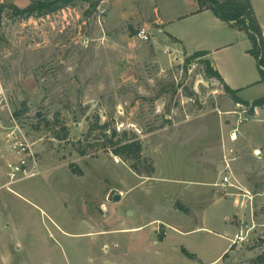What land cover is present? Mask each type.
I'll return each instance as SVG.
<instances>
[{
    "label": "rangeland",
    "instance_id": "1",
    "mask_svg": "<svg viewBox=\"0 0 264 264\" xmlns=\"http://www.w3.org/2000/svg\"><path fill=\"white\" fill-rule=\"evenodd\" d=\"M30 3L0 0V186L22 154L38 160L35 176L0 188V264H160L136 245L134 227L147 223L152 233L156 208L173 203V192H197L221 174L236 185L220 191L238 208L231 222L248 236L229 264H264V106L251 113L202 59H188L214 44L193 30L195 19L161 22L187 15L188 0H76L30 15L13 8ZM173 31L192 54L176 52ZM212 59L244 64L235 46ZM247 67L238 94L252 103L264 97V80L256 63ZM132 141L143 146L139 159L115 154ZM133 164L154 172L140 175ZM113 189L126 194L109 201Z\"/></svg>",
    "mask_w": 264,
    "mask_h": 264
},
{
    "label": "crops",
    "instance_id": "2",
    "mask_svg": "<svg viewBox=\"0 0 264 264\" xmlns=\"http://www.w3.org/2000/svg\"><path fill=\"white\" fill-rule=\"evenodd\" d=\"M252 4L264 34V0H252ZM187 7L191 10L187 15H179L177 19L162 17L161 22L168 25L184 18L195 19L194 22L199 28L194 26L193 30L197 33L204 31L203 35L206 36L204 42L207 44L214 42L213 45L203 46L204 50L209 52L208 58L213 66L229 86L240 90L243 87L240 79L248 70L245 65L249 67L255 63L257 65V59L249 52L252 42L247 32L223 21L211 9L198 11V0H188ZM156 23L158 30L168 33L162 24ZM178 36L173 31V38H170L180 46L176 52L192 54L182 46L183 42ZM234 46L242 50L244 60L242 66L238 67L234 60L216 63L212 59L217 50ZM222 178L221 174L213 179L199 181L202 188L197 192L190 188L187 192L185 190L186 193L173 192V203L169 201L168 207L158 205L156 208L155 215L149 222L154 226L152 233L144 231L147 223L134 227L141 229L136 232V245L143 250L157 253L161 257L160 264H229V256L241 253L243 245L233 246L232 239L240 230V226L231 222V215L239 214V211L234 200L226 199L220 193V191L224 193L226 187L221 184ZM120 192L122 198L126 192ZM179 200L185 204V208L176 205ZM160 228L163 232L159 230Z\"/></svg>",
    "mask_w": 264,
    "mask_h": 264
},
{
    "label": "trees",
    "instance_id": "3",
    "mask_svg": "<svg viewBox=\"0 0 264 264\" xmlns=\"http://www.w3.org/2000/svg\"><path fill=\"white\" fill-rule=\"evenodd\" d=\"M74 1L76 0H31V3L26 8L12 7L18 14L52 13L60 7L70 5ZM198 3V11L211 9L223 21L247 32L252 42V48L249 52L257 59V65L264 80V34L254 10L252 0H198ZM207 55V51H197L188 59H202L206 67L207 75L219 80L223 84L225 91L236 103L250 106L251 113H254L256 107L264 106V97L256 99L252 103L242 99L238 94V90L233 89L225 82L223 76L213 66L210 59L207 58ZM102 127H106V124L102 125ZM142 147L139 141L125 142L123 144L120 142L114 152L116 155L123 156L126 159H139L141 157ZM132 169L140 175L150 177L154 172L153 166H151V170L147 174H144L136 164L132 165ZM263 258L264 252L258 256V259Z\"/></svg>",
    "mask_w": 264,
    "mask_h": 264
},
{
    "label": "built area",
    "instance_id": "4",
    "mask_svg": "<svg viewBox=\"0 0 264 264\" xmlns=\"http://www.w3.org/2000/svg\"><path fill=\"white\" fill-rule=\"evenodd\" d=\"M137 36L143 41H149L151 39V34L148 32L146 28H140L137 31ZM245 119L246 118L244 116L238 117L236 123L237 126L233 128L231 132V139L233 141H235L238 138L239 126L242 122H244ZM19 146L21 148L20 149L21 152H29L30 145L28 143L20 142ZM22 155L23 158H21L19 163L15 165H12L11 163L8 164V167L10 168V172L8 173L10 180L9 182L4 183L2 186H0V188L8 187V185L11 184V177H13L12 181H14L16 175L22 174L23 177H32L37 174L38 160L36 158V155L35 154H22ZM231 161L232 160L229 159L227 156L225 157V164H224L225 171L230 170L232 168ZM231 179L232 178L230 175L225 174L223 175L221 184L223 186H231V187L236 186L235 183L231 181ZM247 237L248 236L245 235V230L241 228L234 235L232 239L233 246H240L247 239ZM239 264H250V263L242 261Z\"/></svg>",
    "mask_w": 264,
    "mask_h": 264
},
{
    "label": "water",
    "instance_id": "5",
    "mask_svg": "<svg viewBox=\"0 0 264 264\" xmlns=\"http://www.w3.org/2000/svg\"><path fill=\"white\" fill-rule=\"evenodd\" d=\"M121 192L118 191L117 189H113L111 192H110V195H109V201H113V202H116V201H119L121 200Z\"/></svg>",
    "mask_w": 264,
    "mask_h": 264
}]
</instances>
